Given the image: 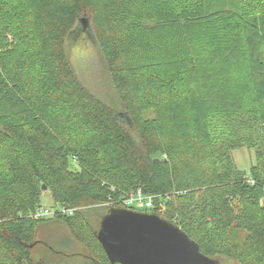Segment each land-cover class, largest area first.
I'll use <instances>...</instances> for the list:
<instances>
[{"label": "trees", "instance_id": "obj_1", "mask_svg": "<svg viewBox=\"0 0 264 264\" xmlns=\"http://www.w3.org/2000/svg\"><path fill=\"white\" fill-rule=\"evenodd\" d=\"M82 19L115 107L71 67ZM138 191L154 208H127L180 226L216 264H264V0H0V264H50L33 251L50 220L112 264L94 211Z\"/></svg>", "mask_w": 264, "mask_h": 264}, {"label": "rangeland", "instance_id": "obj_2", "mask_svg": "<svg viewBox=\"0 0 264 264\" xmlns=\"http://www.w3.org/2000/svg\"><path fill=\"white\" fill-rule=\"evenodd\" d=\"M67 52L71 67L83 85L105 103L113 107L117 106L116 89L105 66L96 37L89 25L86 24L83 28L76 27L70 32ZM127 121L128 119L124 123ZM232 156L236 166L247 173L251 166L257 162L254 148L249 149L243 146L236 148L233 150ZM42 203L49 207H53L55 204L49 192L44 194ZM99 206L103 208L91 209L95 210L94 226H99L103 216L110 209H105V204ZM152 208L154 207H149V210ZM132 209L136 210L137 208ZM53 216L48 214L46 218ZM37 238L42 242L34 244L33 251L36 259L46 257L50 264H93V261L87 256L86 248L74 240L71 229L63 222L50 220L40 225L37 228Z\"/></svg>", "mask_w": 264, "mask_h": 264}, {"label": "water", "instance_id": "obj_3", "mask_svg": "<svg viewBox=\"0 0 264 264\" xmlns=\"http://www.w3.org/2000/svg\"><path fill=\"white\" fill-rule=\"evenodd\" d=\"M97 238L112 264H216L180 226L155 213L111 208Z\"/></svg>", "mask_w": 264, "mask_h": 264}, {"label": "built area", "instance_id": "obj_4", "mask_svg": "<svg viewBox=\"0 0 264 264\" xmlns=\"http://www.w3.org/2000/svg\"><path fill=\"white\" fill-rule=\"evenodd\" d=\"M122 204L128 206V205H135L136 207H154L155 203L151 199H147L145 196L142 195L141 191H138L137 194H130L127 198H125L122 202ZM57 205V204H56ZM57 210L63 213L73 214L74 209L72 208H65L64 206H57ZM56 210L49 209L46 207H42L37 211L36 216H46V215H52Z\"/></svg>", "mask_w": 264, "mask_h": 264}, {"label": "flooded vegetation", "instance_id": "obj_5", "mask_svg": "<svg viewBox=\"0 0 264 264\" xmlns=\"http://www.w3.org/2000/svg\"><path fill=\"white\" fill-rule=\"evenodd\" d=\"M84 24V25H83ZM86 26V23L84 22V20L82 21V25H81V27L83 28V27H85ZM47 222V221H46ZM100 225H101V221H100V224H99V227H98V229L100 228ZM94 264V263H93Z\"/></svg>", "mask_w": 264, "mask_h": 264}]
</instances>
